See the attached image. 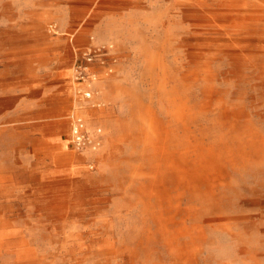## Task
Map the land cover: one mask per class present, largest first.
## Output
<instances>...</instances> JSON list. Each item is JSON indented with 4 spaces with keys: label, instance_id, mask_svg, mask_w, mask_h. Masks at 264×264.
Returning <instances> with one entry per match:
<instances>
[{
    "label": "rangeland",
    "instance_id": "374dc122",
    "mask_svg": "<svg viewBox=\"0 0 264 264\" xmlns=\"http://www.w3.org/2000/svg\"><path fill=\"white\" fill-rule=\"evenodd\" d=\"M71 5L0 0V264H264V0L138 4L73 106Z\"/></svg>",
    "mask_w": 264,
    "mask_h": 264
},
{
    "label": "crops",
    "instance_id": "0c3cea01",
    "mask_svg": "<svg viewBox=\"0 0 264 264\" xmlns=\"http://www.w3.org/2000/svg\"><path fill=\"white\" fill-rule=\"evenodd\" d=\"M72 3L74 2L77 8L83 10V13L80 14V17H85L89 19V26H77L74 28L71 23L68 24L65 19L74 17L72 14L73 8H69L68 10L65 8L61 13L55 12L52 17L58 18V21L61 26L63 47H66L68 50L72 49L75 52L82 51V49H89L92 47H97L102 42H110L113 38L115 32L112 26L114 22L118 26L124 25L126 19L129 17L137 16L139 14V6L140 3L150 4L152 2H157L159 0H70ZM137 5V6H135ZM115 21L113 22V20ZM83 25V24H82ZM71 29H75L76 38L72 39L70 37ZM114 55V52H108L107 56ZM79 57L74 59V64ZM92 71H95L97 75H102L104 71V66L94 64L91 67ZM74 76V69L72 67V62H68L64 59L61 62L59 69L56 71L55 75H53V79L55 82L54 86H56V90H58L63 97H67L71 106L74 105L75 102V94L76 88L74 82L72 81V77ZM72 112L73 119H76V112L73 109Z\"/></svg>",
    "mask_w": 264,
    "mask_h": 264
},
{
    "label": "built area",
    "instance_id": "2783aa9c",
    "mask_svg": "<svg viewBox=\"0 0 264 264\" xmlns=\"http://www.w3.org/2000/svg\"><path fill=\"white\" fill-rule=\"evenodd\" d=\"M111 48L112 45L108 47L103 45L101 47H92L85 51L83 55L79 57L75 62V80L84 82L87 79H90V77L94 74L91 70V67L94 64L107 65L109 60L107 53ZM85 95L87 98H91L92 93L91 91H87ZM72 131L74 134V141L78 147L83 148L93 143V140L86 133L85 123L82 118H78L75 120Z\"/></svg>",
    "mask_w": 264,
    "mask_h": 264
}]
</instances>
